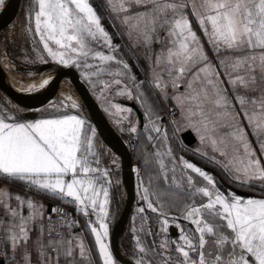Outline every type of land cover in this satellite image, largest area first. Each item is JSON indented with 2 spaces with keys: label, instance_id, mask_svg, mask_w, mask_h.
Segmentation results:
<instances>
[{
  "label": "snow or ice",
  "instance_id": "snow-or-ice-1",
  "mask_svg": "<svg viewBox=\"0 0 264 264\" xmlns=\"http://www.w3.org/2000/svg\"><path fill=\"white\" fill-rule=\"evenodd\" d=\"M105 10L108 15L101 16L90 0H33L25 21L48 57L85 70L84 77L99 89L117 124L129 121L127 131L138 132L130 120L132 109L109 97L114 93L138 99L143 106L147 85L161 101L171 102L173 137L176 132H195L200 145L196 152L234 182L264 184V0H105ZM104 19L126 42L137 67L144 62L148 79L137 77L132 65L115 55L125 45L114 43ZM105 75L109 79H102ZM124 80H131L132 87ZM77 107L75 102L70 105ZM146 115L148 151L158 162L161 180L155 190L151 176L147 184L141 180L145 206L137 211L144 223L147 212L157 214L159 230L140 231L145 237L166 233L170 219H176L163 211L168 199L183 205L181 217L195 227L181 228L177 241L164 236L159 243H145L136 235L135 264H264V199L225 195L207 171L183 157L178 164L166 147L169 135L160 126L162 118L153 119L151 106ZM94 137L95 129L78 114L65 111L56 118L19 122L0 111V174L74 205L86 218L102 264H116L107 242L111 177L99 166ZM187 170L206 185L198 186ZM6 195L0 190V264L9 256L11 264H33V255L35 264H83L86 256L91 264V250L73 232L78 222L68 220L67 213L61 214L59 227L68 229L62 233L45 224L43 204ZM58 212L51 209L53 215ZM35 223L41 228L33 238Z\"/></svg>",
  "mask_w": 264,
  "mask_h": 264
},
{
  "label": "rangeland",
  "instance_id": "rangeland-1",
  "mask_svg": "<svg viewBox=\"0 0 264 264\" xmlns=\"http://www.w3.org/2000/svg\"><path fill=\"white\" fill-rule=\"evenodd\" d=\"M6 2L7 0H5L3 5H0V10L6 4ZM90 2L92 3L93 7L97 9L98 14L101 16L108 15L107 11L105 10V2L103 0H90ZM32 5L33 0H20L17 11L13 18L0 29V66L9 77L19 83H31L40 78L52 68L65 67L71 70L85 84L112 127L123 139V141H125V143L130 147L133 157L135 198L125 228L120 234L118 244L121 253L126 258L135 263L137 258L135 247L136 235H140L141 239L144 240L145 243H151L150 240H155L157 243H159L164 238V236H166L170 241H177L179 240L180 235L175 237L176 229L179 231V234H181V228H183V222H181L183 219L181 217L183 205L176 200L168 199L164 201L163 211H165L169 217H175L176 219H170L166 233H163L162 235H153L154 237L149 239L148 236L145 237L144 233L140 231L141 228L150 229L153 233L154 229L155 233L159 230L158 224H154L153 226V223L157 222L159 219L157 214L147 212L146 215L148 216V220L146 223H144L142 222L141 216L137 211L139 207L145 206V202L141 200V180L143 179L144 183L147 184L149 176L153 178V181L156 174L157 177H160L158 175V162L153 156L149 155L148 151L151 149V145L146 140V136L149 133L145 132L143 128L144 125L149 123V118L146 115V109L150 106L154 108L156 115L153 117V119L158 117L162 118V123L160 126L162 128H166L169 135L166 147H171L172 153L178 164L180 157L184 158L185 155H193V164L196 165L198 164L197 162L200 161L199 157H197L196 154L190 150V147L185 145L183 146V132H176L175 136L173 137V129L175 128V125L171 123V121L174 119L173 115L170 113L169 104L171 102L161 101L160 96L157 95L154 90H149L147 85H144L143 87V91L147 93L143 106L138 99H128L124 96H116L114 93L109 97L112 103H118L121 105V107L131 108L124 102L133 101L143 114L141 120L136 115V112L131 108L132 112L130 114V120L133 124L138 126L137 133H130L127 131L129 121H124L122 124H117L116 117H114L110 111H106L108 105L106 104L105 98L100 96L99 89L94 88L92 84L89 83V81L84 77L83 72L85 70L83 68H77L74 65L65 66L53 61L47 56L46 53L42 51V44L39 43L38 36H34L33 34L29 33L25 17ZM102 23L106 30L112 35L115 44L125 45L117 53H115V55H117L118 58L124 59L128 63L129 61L133 63L137 73L135 75L140 79H146L147 76L144 78L141 68L137 67L135 57L126 46V42L118 38L108 19L102 20ZM120 53L127 55V60ZM46 63L50 64L52 67L41 70V66ZM114 67L115 65H113V68ZM102 79L107 80L109 77L105 75L102 77ZM123 83L128 85L129 88L132 87L131 80H124ZM50 94L51 98L41 103V98L25 99L16 97L0 88V111L6 112L9 116H15L18 121H20L19 116L21 117V113L24 111L36 110L38 111L39 116L49 115L55 117L60 116L64 114L65 111H67L68 114L80 115L86 120V124L89 128L95 129L94 151L97 153V156L100 160L99 166L102 169L107 168L111 177L110 198L112 199V202H114L113 206L115 208L113 214L114 216L111 220V226H113L126 200V190L122 181L120 158L109 146L101 141L94 124L88 118L87 110L80 95L77 93L75 87L67 78H60L57 85ZM73 102L78 105L76 109L70 108V105ZM65 106L69 107L66 108ZM176 114L179 115L178 112ZM190 157L191 156H187V158ZM202 163L204 164V170H208L209 174H211L213 169L218 171V175H214V178L216 186L221 193L227 195L226 193L228 191H233L234 188H238L243 191H247V193L249 192L252 195L256 194L264 196V184L260 183L259 181H253L251 184L234 182V180L230 176L226 175L220 168L217 167L218 170H216V166L209 163L205 158L202 160ZM165 164L171 167L167 158H165ZM180 167H182V165H180ZM137 169L139 170V174L136 171ZM188 174L194 176L192 172H188ZM194 180L199 186L206 185V182L203 181V179H196L194 177ZM165 185L167 186V184ZM165 185L164 187H166ZM153 190H155L154 183ZM170 195L175 196L176 194L171 193ZM152 199L153 203L155 204L156 198L153 197ZM180 199L186 198L180 197ZM133 229L137 230L136 233L133 232ZM184 229L186 230V228ZM188 234L191 235V232L189 231Z\"/></svg>",
  "mask_w": 264,
  "mask_h": 264
},
{
  "label": "water",
  "instance_id": "water-1",
  "mask_svg": "<svg viewBox=\"0 0 264 264\" xmlns=\"http://www.w3.org/2000/svg\"><path fill=\"white\" fill-rule=\"evenodd\" d=\"M20 0H10L7 5L6 10L0 15V29L10 22V20L15 15ZM3 15L4 18H3ZM3 18V19H2ZM1 67V66H0ZM52 66L48 63L41 66V70L49 69ZM2 68H0V88L5 92L25 99H42V102L47 101L51 98V92L57 85L60 78H68L70 82L75 87L77 93L80 95L85 108L87 110V115L89 120L94 124L96 131L101 139L107 146H109L120 158L121 161V175L124 188L126 190V200L124 206L119 213L117 219L115 220L111 232H110V248L115 260L120 264H135L133 261L126 258L119 249L118 240L121 232L125 228L126 222L128 220L131 208L134 202L135 191H134V170H133V157L130 151V147L123 141V139L118 135L115 129L112 127L103 111L99 107L98 103L95 101L85 84L78 78V76L71 70L65 67H59L53 73V83L50 87L43 88L37 91L24 93L16 88H14L2 74ZM125 104L130 106L142 120V112L138 106L133 101H125ZM35 116L34 111H26L22 113L24 118H33ZM129 147V148H128Z\"/></svg>",
  "mask_w": 264,
  "mask_h": 264
},
{
  "label": "crops",
  "instance_id": "crops-1",
  "mask_svg": "<svg viewBox=\"0 0 264 264\" xmlns=\"http://www.w3.org/2000/svg\"><path fill=\"white\" fill-rule=\"evenodd\" d=\"M103 1L105 2V0H103ZM188 16H189V19L191 20L193 29H195L197 34L199 35L200 29L197 26L196 20L192 17L191 12L188 13ZM201 39H203V36H201ZM206 47H207V45H206ZM135 61H136V57H135ZM139 67L141 68V71L144 74L143 75L144 78H145V76H147L146 79H148V71H147V69L144 65V62L142 60L139 61ZM24 112H26V111H24ZM24 112H22V113H24ZM34 112H35V116L33 118H24V117H22V113H21V117L19 116V118H20L19 122H34V121L40 120V119L56 118L55 116H49V115L48 116H39L38 111L35 110ZM182 140H183V146L185 145V146L190 147L191 148L190 150L192 152H194L197 157H199L200 161L197 160L198 164H196V166H198L202 170H204V168H203L204 164L202 163V160L204 159V157L196 152V149L198 147H200V145H199L198 137L196 136L195 132H192V131L183 132V139ZM253 147L254 148L256 147L255 142L253 143ZM194 148H195V150H194ZM257 155H259L258 150H257ZM187 156H191V157L187 158ZM185 157H184L185 160H187L190 163H193V161H194V160H192V159H194L193 155H185ZM215 169L218 170L217 167H215ZM204 171H207L209 173L208 170H204ZM187 172H192V171L189 170ZM193 174H194L193 177H195L196 179H201V180L203 179V178H200L198 176V174H196V173H193ZM216 174L218 175V171H215L213 169L211 171V175L216 176ZM0 190L5 192L7 195H11L13 197L15 195L19 194L22 197L32 198L34 201L39 202V203L44 205V209H45L46 213L48 212V210L50 208V203L53 201H62V202L69 204L67 201L63 200L60 197H53L50 193L40 192V191L36 190L35 188L30 189L29 186L26 185L24 182H21L18 180H13L12 178L6 177L3 174H0ZM226 194L227 195L234 194V195L240 196L241 198H244V199H248V198L264 199V196H260V195H256V194L252 195L249 192L247 193V191H243V190L238 189V188H234L233 191H228ZM7 195L5 196V199L7 198ZM197 202L198 203L200 202L199 197L197 198ZM203 202L206 203L207 200L204 199ZM113 203L114 202H112V199L110 198V216L108 218L109 237L107 238V242L109 243V245H110V232H111V228H112L111 220H112V217L114 216L113 214H114V210H115ZM69 205H71V204H69ZM71 206H74V205H71ZM79 216H80L81 221H82V228L79 231L75 232V234L81 235L86 248L91 250V252H90L91 264H102V262L99 258L96 246H95V238L87 229L86 218L80 214H79ZM40 228H41V226L39 223H35L33 225V231H32L33 238H35L37 236V234L40 232ZM110 251H111V248H110ZM12 258H13V256H9L7 258V260L12 261ZM35 259H36V257H35V255H33V264H35ZM114 260H115V258H114ZM83 264H89V260H88L87 256H86ZM116 264H120V263H118L116 261Z\"/></svg>",
  "mask_w": 264,
  "mask_h": 264
},
{
  "label": "built area",
  "instance_id": "built-area-1",
  "mask_svg": "<svg viewBox=\"0 0 264 264\" xmlns=\"http://www.w3.org/2000/svg\"><path fill=\"white\" fill-rule=\"evenodd\" d=\"M170 113L172 114V111L170 109ZM173 115V114H172ZM56 208L59 209V212L53 215L51 213V209ZM67 213V219L68 220H75L78 222L79 227H73V232H77L82 228V221L79 216V214L76 212L75 207L71 206L69 204L63 203L61 201H53L50 203V208L47 212V217L45 219V224H53L56 226V231L66 233L68 231L67 228L59 227V225L62 223L61 220V214ZM55 235V233H53ZM4 251L3 246L0 245V254H2ZM5 264H11V261L6 260Z\"/></svg>",
  "mask_w": 264,
  "mask_h": 264
},
{
  "label": "bare ground",
  "instance_id": "bare-ground-1",
  "mask_svg": "<svg viewBox=\"0 0 264 264\" xmlns=\"http://www.w3.org/2000/svg\"><path fill=\"white\" fill-rule=\"evenodd\" d=\"M10 3V0H7L6 4L2 7V9L0 10V15L4 13V11L6 10L7 5ZM5 15H3L4 18ZM2 18V19H3ZM1 68V67H0ZM58 68H52L51 70H49L48 72H46L44 75H42L40 78L36 79L35 81L31 82V83H19L15 80H13L11 77H9L4 71L2 70V74L4 76V78L6 79V81H8L14 88H16L17 90L24 92V93H29V92H33V91H37L43 88H47L50 87L53 83L54 77H53V73L57 70ZM66 78V77H64ZM68 79V78H67ZM45 80H48L49 83L44 86L41 87V85L43 84V82ZM69 80V79H68ZM70 81V80H69ZM28 89H32V91H28ZM89 118V117H88ZM129 148V147H128Z\"/></svg>",
  "mask_w": 264,
  "mask_h": 264
},
{
  "label": "flooded vegetation",
  "instance_id": "flooded-vegetation-1",
  "mask_svg": "<svg viewBox=\"0 0 264 264\" xmlns=\"http://www.w3.org/2000/svg\"><path fill=\"white\" fill-rule=\"evenodd\" d=\"M116 53H117V52H116ZM120 54H121V55L127 60V55H125L124 53H120ZM129 64L132 65L131 72H132L133 74H137V73H136L135 66L133 65V63H131V62L129 61ZM134 181H135V180H134ZM134 191H135V182H134ZM134 198H135V197H134ZM153 221H154V219H153ZM181 222H183V229L186 228V230H190L191 228L195 227L194 225H192V224L189 222V220L182 219ZM154 224L157 225L158 223H157V222H154V223H153V226H154ZM150 226H152V225H150ZM154 233H155V229H154ZM178 235H180V234H179V231L176 229L175 237H177ZM153 237H154V236H148L149 239H151V238H153ZM178 238H179V237H178ZM150 241L152 242V240H150ZM149 243H150V242H149Z\"/></svg>",
  "mask_w": 264,
  "mask_h": 264
},
{
  "label": "trees",
  "instance_id": "trees-1",
  "mask_svg": "<svg viewBox=\"0 0 264 264\" xmlns=\"http://www.w3.org/2000/svg\"><path fill=\"white\" fill-rule=\"evenodd\" d=\"M161 180V178L160 177H157V174L155 175V179H154V181H153V183H154V186L156 185V183L158 182V181H160ZM164 185L165 184H163V182H161L160 183V187H161V189H163V190H165V189H167V186L166 187H164Z\"/></svg>",
  "mask_w": 264,
  "mask_h": 264
}]
</instances>
